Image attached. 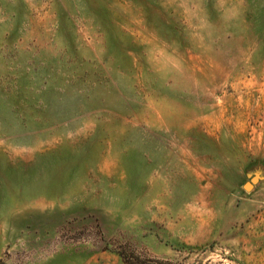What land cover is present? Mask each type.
Masks as SVG:
<instances>
[{
    "label": "rangeland",
    "instance_id": "obj_1",
    "mask_svg": "<svg viewBox=\"0 0 264 264\" xmlns=\"http://www.w3.org/2000/svg\"><path fill=\"white\" fill-rule=\"evenodd\" d=\"M0 264H264V0H0Z\"/></svg>",
    "mask_w": 264,
    "mask_h": 264
},
{
    "label": "bare ground",
    "instance_id": "obj_2",
    "mask_svg": "<svg viewBox=\"0 0 264 264\" xmlns=\"http://www.w3.org/2000/svg\"><path fill=\"white\" fill-rule=\"evenodd\" d=\"M249 186V185H248Z\"/></svg>",
    "mask_w": 264,
    "mask_h": 264
}]
</instances>
